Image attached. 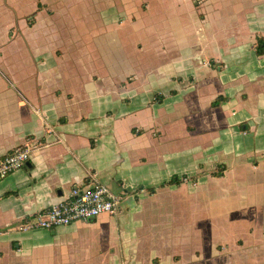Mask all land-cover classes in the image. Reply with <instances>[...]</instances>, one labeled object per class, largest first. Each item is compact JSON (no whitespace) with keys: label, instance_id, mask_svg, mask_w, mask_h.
Instances as JSON below:
<instances>
[{"label":"crops","instance_id":"crops-1","mask_svg":"<svg viewBox=\"0 0 264 264\" xmlns=\"http://www.w3.org/2000/svg\"><path fill=\"white\" fill-rule=\"evenodd\" d=\"M256 35L264 0H0V153L41 142L0 178V264H264ZM91 178L114 212L17 227Z\"/></svg>","mask_w":264,"mask_h":264},{"label":"built area","instance_id":"built-area-1","mask_svg":"<svg viewBox=\"0 0 264 264\" xmlns=\"http://www.w3.org/2000/svg\"><path fill=\"white\" fill-rule=\"evenodd\" d=\"M40 144L41 142L36 138L28 137L20 145L0 153V178L11 170L23 166L30 152ZM118 200L119 194L91 178L86 184L71 186L68 193L60 200L27 214L17 227L21 230L49 228L77 219L89 220L101 212H114Z\"/></svg>","mask_w":264,"mask_h":264},{"label":"trees","instance_id":"trees-1","mask_svg":"<svg viewBox=\"0 0 264 264\" xmlns=\"http://www.w3.org/2000/svg\"><path fill=\"white\" fill-rule=\"evenodd\" d=\"M254 51L256 54H260L263 52L264 49V36L263 35H256L255 36V41H254V45H253ZM220 96H217V98H215L214 100L211 101V104L214 105L217 102V99H219ZM218 171H213V174H218ZM176 181L175 178H170L169 179V183H172Z\"/></svg>","mask_w":264,"mask_h":264},{"label":"water","instance_id":"water-1","mask_svg":"<svg viewBox=\"0 0 264 264\" xmlns=\"http://www.w3.org/2000/svg\"><path fill=\"white\" fill-rule=\"evenodd\" d=\"M27 163V162H26Z\"/></svg>","mask_w":264,"mask_h":264}]
</instances>
